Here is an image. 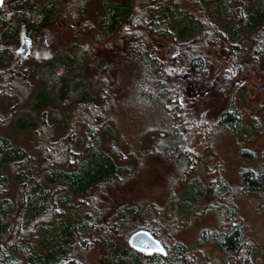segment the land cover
Listing matches in <instances>:
<instances>
[{
    "label": "trees",
    "instance_id": "trees-1",
    "mask_svg": "<svg viewBox=\"0 0 264 264\" xmlns=\"http://www.w3.org/2000/svg\"><path fill=\"white\" fill-rule=\"evenodd\" d=\"M21 1L16 0L10 4L4 0L0 6L2 19L0 22V97L3 95L10 99L9 96L1 94L9 88L13 93L12 99L20 107L25 102L30 104L36 119L28 117V114L26 119H16L15 125L19 129L30 131L35 138L40 137L43 142L39 147L44 151L45 140L49 141L51 150L47 153L53 156L48 160L44 156L42 169L52 173L51 182L55 185L54 190L59 188L70 197L79 198L77 209H86L84 216L87 217V221L66 220L56 209V206L59 203H65L66 199L49 198L46 189L38 184L37 180L35 181L34 172L31 171L29 164L30 156L26 157V151L15 145L12 148L7 147L6 143L3 144L1 141L0 164L6 161L8 164L0 166L5 175L8 171L13 172L12 176L17 189L21 192V208L24 212H28V217L32 218L33 224L47 228L39 235L38 250L30 249L31 237L34 235L33 229L26 227V230H19L20 211L16 210L17 214L13 215L17 226L14 230L15 234L10 240L3 236L1 241L5 259L20 264H51L55 258H61L69 253L74 261L77 253L85 249L71 251L78 248V244L73 246V242L81 233L80 228H85L87 224L95 235L91 237L103 248L105 264H143L149 261V257L133 251L126 241H119L116 235L121 227L127 228L130 233L137 229V226L150 231L165 247V256L154 255L163 264H264V251L252 246L242 224L237 220L236 206L237 200L251 194H257L264 200V154L256 157L250 151H243L244 155H249L250 161L255 160L258 163L254 168L241 169L238 184H228L216 178L204 185L197 183L188 189L184 197H178L181 200L193 195L206 194L207 203L200 217L208 214L214 221L210 227L203 228L198 234L194 248L208 246L209 249L216 250L219 255L216 260L208 261L206 255L195 258L193 255L198 253V249L190 248L178 240L179 230L185 228L190 220L185 221L181 227L175 208L177 199L171 191L167 193V198L159 207L148 206V212L143 217L141 227L136 225L133 219L136 212L134 206L115 205L107 214L105 211L88 208L84 201L91 189L102 182L128 175L130 168L128 161L134 156L128 154L126 157H121L116 154L115 149L113 153L108 146L99 144V132L116 135V121L111 114L114 111H109L110 106L107 104L106 97L100 96L98 106L88 104L100 93L101 88L96 90V86L103 88L102 84H107L110 73L119 67L136 68L130 81L139 101L148 104L153 110L163 112L167 120L172 121L170 129L160 128L154 132L156 135H162L163 145L159 146L158 138H156L152 146L155 152H163L159 154L165 161L180 164L183 167L178 171V183H181L189 165L193 163V156L192 152L184 150L180 138L194 131V123L206 121L205 119L211 120L208 115H204L203 111H197V107L194 111L185 112L184 100H189V96L187 93L183 94L182 88H185L187 92L189 86H201L204 91L211 89L213 93L212 85H215L218 91L222 88L227 76L221 75V81L218 83L212 80L213 75L217 74L212 71V63L197 53L201 50L208 53L216 52L227 45L228 50H224L228 54L226 56L233 60H236V56L242 60L248 56L249 65L245 66L242 63L241 67L260 72L259 74L264 77V0H255L245 10L241 6L235 9L233 24L227 35L224 27L220 25L201 23L203 28L200 33L192 35L191 38H184V36L178 38L184 50L194 55L190 57L191 59L188 57L187 60L183 59L185 64L187 61L188 63L174 73L166 69L163 58L158 56L159 50L153 46V43L174 37L173 30L170 29L166 19L162 18V14L171 10L172 7H179V4H186L187 0L101 2L97 17L98 31L106 38L121 36L126 40L124 51L117 54V63L113 65L98 60L95 64L85 66V52L77 44L58 50L54 54L44 47L45 53L38 52V56H42L41 63L33 66L38 75L35 88H32V81L30 84L28 81L26 83L25 69L18 76L15 75L17 66L14 65L8 45L18 41L17 35L22 27H25L33 37L43 32L49 25L55 6L52 3L50 7L25 8L19 4ZM215 1L221 2V0ZM5 12L12 13L13 17H5ZM186 24H188L186 19L182 18L180 28H184ZM180 30H178L179 35ZM248 37L251 43L245 44V39ZM243 45L250 46L249 50L244 51ZM87 71L91 72L90 75ZM186 72L193 76L191 81L186 78ZM114 85L117 87L113 82ZM90 91H96V93L91 95ZM218 94L223 96L224 93L220 90ZM185 96L187 98H184ZM73 105L86 110L81 112L83 116L79 121L77 132H72L70 129L52 140L54 121H60L58 126L63 129L65 123L61 116L62 109ZM76 108L78 107L75 106L73 109ZM211 121H215L210 125L214 123L212 126L214 130L216 127V132L236 135L242 125V116L237 107L231 106L226 107L215 120ZM199 125L207 126L202 123ZM55 132L59 133L56 128ZM32 186L34 192H31ZM201 192L204 193L201 194ZM8 202L6 198L0 200V210L9 212ZM12 212H15L13 206ZM7 225L11 227L13 224L9 222ZM3 230L6 231L5 227L0 226V232Z\"/></svg>",
    "mask_w": 264,
    "mask_h": 264
},
{
    "label": "rangeland",
    "instance_id": "rangeland-1",
    "mask_svg": "<svg viewBox=\"0 0 264 264\" xmlns=\"http://www.w3.org/2000/svg\"><path fill=\"white\" fill-rule=\"evenodd\" d=\"M15 1L7 0L10 4ZM104 1L111 0H22L19 4L25 8L30 6L50 7L52 3L55 8L49 25L43 32L33 37L26 31L25 27H22L17 35L18 41L8 45L14 65L17 66L15 75L18 76L25 69L27 77L24 79L26 83L28 81L30 84L32 81V88H35L38 75L33 66L41 63L40 58L42 56H38V52H44V47L54 54L58 50L70 48L71 45L77 44L85 52V66L95 64L98 60L113 65L117 63V54L124 51L126 40L121 36L106 38L98 31L97 17L100 13V3ZM254 2L255 0H221V2L187 0L186 4H179V7H172L171 10L164 12L162 18L166 19L170 29L173 30L174 37L154 42L153 46L159 50L157 54L163 58L166 69L174 73L188 63L187 61L185 64L183 59L187 60V57L191 59L194 55L184 50L178 38L183 36L184 38H191L192 35L200 33L203 28L201 23L220 25L222 28L224 27L227 35L230 26L233 24L234 10L240 6L245 10ZM4 15L7 18L13 17V14L9 12H5ZM182 18L186 19L188 23L184 28H180ZM1 20L0 18V22ZM178 30L181 32L180 35ZM23 32L30 39L26 55H21L19 51L20 37ZM245 40V44L251 43L249 37ZM223 47L222 50L216 52L208 53L201 50L197 54L212 63V71L217 73L213 75L212 80L218 83L221 81V75L226 74L225 83L218 91L217 87L212 85L213 93L211 89L204 91L201 86H189L187 92L185 88H182L183 94L186 95L187 93L189 96V100H184L185 112L194 111L197 107V111H203L204 115L215 120L226 107L234 106L237 107L242 116V125L236 135H231L230 133L216 132V127L214 130L212 126L214 123L210 125L215 121L205 119L206 121L191 122L194 123V131L187 133L186 137L182 136L180 142L184 150L192 152L193 163L189 165L187 174L181 183H178V171L183 167L180 164L165 161L159 154H163V152H155L152 146L156 138H158V145H163L162 135H156L154 132L160 128L170 129L172 121H168L163 112L156 109L154 111L151 106L139 101L130 81L136 68L130 69L128 66H122L113 70L109 75L107 84L101 83L103 88L96 86V90L101 88L100 93L92 102L88 103L98 106L100 96H103L107 98V104L110 106L109 111H114L111 114L116 121V135L99 132V144L108 146L113 153V149H115L116 154L121 157H126L128 154L134 156L128 161L130 167L128 175L104 181L92 188L87 195L88 197L84 198L86 206L92 207L96 211H105L107 214L112 211L115 205L134 206L136 212L133 219L136 221V225L141 227L143 217L148 212V206L159 207L167 198V193L171 191L177 199V201L175 200V208L181 227L185 221L190 220L185 228L179 230L178 240L190 248L198 249V253L193 255L195 258L206 255L208 261L219 258L216 250L209 249L208 246L194 248L197 244L198 234L203 228L210 227L214 221L213 217L208 214L200 217L207 203L206 194L193 195L188 198H181V200L178 197H184L191 186L197 183L204 185L216 178H220L228 184H238L241 169L254 168L258 163L255 160L250 161L249 155H244L243 151H250L256 157L264 154V77L259 74L260 72L241 67L242 63L247 66L248 56L243 60L237 56L236 60L230 59L225 52L228 50L227 45ZM151 48L154 49L152 46ZM249 48L250 46L243 45L244 51L249 50ZM229 51L232 50L229 49ZM232 72L234 73L233 76ZM90 73L87 71V74L90 75ZM185 76L187 79L189 78L188 81L193 79V76L188 72ZM246 77L248 79L242 80ZM99 79L101 80V76ZM97 81L99 80L97 79ZM113 82L117 87L113 86ZM220 90L224 93L223 96L218 94ZM94 93L96 91L90 94L94 95ZM1 94L9 96L10 99L3 95L0 97V142L6 143L7 147L12 148L15 145L26 151V157L30 156L29 164L31 171L34 172L35 181L37 180V183L46 189L49 198L54 200L60 197L66 199L65 203H59L56 206V209L62 213L66 220L75 219L86 222L87 217L84 216L86 209H77L79 198L70 197L68 193H64L59 188L54 190L55 185L51 182L52 173L42 169L44 156L47 157L46 160L53 156L50 155L51 153H47L51 150L49 141L45 140L44 151L39 147L40 143L43 142L40 137L35 138L30 131L19 129L15 125L16 119H26L28 114V117L36 119L30 104L25 102L20 107L12 99L14 98L12 97L13 93L9 88ZM75 106L78 108L73 109ZM82 111L86 112L78 105L62 109L61 116L64 119V128L60 129L58 126L60 121H54V126L59 133L56 134L55 128H53L54 136L51 139L54 140L70 129L72 132H77L79 121L83 116ZM200 123L207 126L203 127L199 125ZM194 132L197 134H192ZM7 164L6 161L0 165L6 166ZM12 173V171H8L5 175L0 166V200L6 198L10 206L9 212L0 210V226H4L6 229V231L0 232V264H20L5 259V252L1 245L3 236L10 240L15 234L14 230L17 226L15 225L16 220H13V215L14 213L17 214L16 210L20 211L18 214L21 218L19 230H26V227L33 229L34 235L31 237L30 249L38 250L39 235L47 229L44 226H37L36 223L33 224L32 218L28 217V212H24L21 208V192L17 189ZM31 192H34L33 186ZM203 193L201 192V194ZM66 196L68 197L66 198ZM3 206L5 208V205ZM12 206L15 212H12ZM236 206L237 220L242 224L252 246L264 251V200L257 194H251L237 200ZM9 222L13 224L11 227L7 225ZM136 228L140 229L138 226ZM80 230L81 233L77 240L73 242V246L78 244V248L71 251L85 250L77 253L75 262L72 261L74 258L70 257L68 253L61 258H55L51 264H105L103 248L92 238L95 235L92 234L91 229L86 224L85 228L82 227ZM130 233L127 228L121 227L116 235L119 237L118 240L123 242L127 240ZM149 258V261L143 264H163L154 255Z\"/></svg>",
    "mask_w": 264,
    "mask_h": 264
},
{
    "label": "water",
    "instance_id": "water-1",
    "mask_svg": "<svg viewBox=\"0 0 264 264\" xmlns=\"http://www.w3.org/2000/svg\"><path fill=\"white\" fill-rule=\"evenodd\" d=\"M3 1L4 0H0V6L2 5ZM20 40L21 44L19 51L21 55H26L28 53L30 39L23 32L21 34ZM126 243L130 249L147 257L152 255H166L165 247L151 234L150 231L146 229H136L132 231L128 235Z\"/></svg>",
    "mask_w": 264,
    "mask_h": 264
},
{
    "label": "flooded vegetation",
    "instance_id": "flooded-vegetation-1",
    "mask_svg": "<svg viewBox=\"0 0 264 264\" xmlns=\"http://www.w3.org/2000/svg\"><path fill=\"white\" fill-rule=\"evenodd\" d=\"M234 75V73L232 72V76ZM244 79H248V77H246V78H242V80H244Z\"/></svg>",
    "mask_w": 264,
    "mask_h": 264
}]
</instances>
